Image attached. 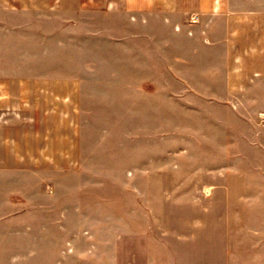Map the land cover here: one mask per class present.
I'll return each instance as SVG.
<instances>
[{
	"label": "rangeland",
	"instance_id": "rangeland-1",
	"mask_svg": "<svg viewBox=\"0 0 264 264\" xmlns=\"http://www.w3.org/2000/svg\"><path fill=\"white\" fill-rule=\"evenodd\" d=\"M109 1L0 0V264H264L260 27Z\"/></svg>",
	"mask_w": 264,
	"mask_h": 264
},
{
	"label": "crops",
	"instance_id": "crops-1",
	"mask_svg": "<svg viewBox=\"0 0 264 264\" xmlns=\"http://www.w3.org/2000/svg\"><path fill=\"white\" fill-rule=\"evenodd\" d=\"M252 4L249 0H111V6H123L130 10L156 11L165 10H194L200 13L208 12L212 16L216 15L219 18H226L224 23L226 26L242 25L247 27L248 31L255 30V27H260L257 31L260 34L258 44L248 48V54L242 56L239 66L250 67L253 74L259 75L264 72V7L248 5ZM116 4V5H115ZM237 5V6H234ZM237 9L238 14L228 13L227 11ZM198 13L195 12L194 15ZM237 21H232L234 17ZM233 17V18H232ZM3 47L0 48L2 50ZM2 52V51H0ZM6 84L3 74L0 75V106L5 101ZM1 110V109H0ZM1 116V114H0ZM3 142H0V146Z\"/></svg>",
	"mask_w": 264,
	"mask_h": 264
}]
</instances>
